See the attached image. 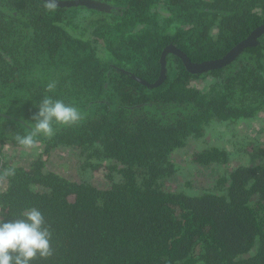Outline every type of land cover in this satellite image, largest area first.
<instances>
[{
  "label": "trees",
  "instance_id": "16d2710c",
  "mask_svg": "<svg viewBox=\"0 0 264 264\" xmlns=\"http://www.w3.org/2000/svg\"><path fill=\"white\" fill-rule=\"evenodd\" d=\"M103 1L110 12L0 0V147L18 145L46 95L83 115L39 138L45 148L29 166L0 151V171L15 169L0 189V217L43 213L54 254L36 264H264V163L237 165L200 192L168 185L173 154L190 137L264 111V33L206 73L171 52L161 83L134 77L156 82L171 43L194 62L222 57L264 24V0ZM207 76L209 86L192 85ZM60 146L79 147L107 186L46 170L43 155ZM193 160L226 164L230 153L210 146Z\"/></svg>",
  "mask_w": 264,
  "mask_h": 264
},
{
  "label": "rangeland",
  "instance_id": "374dc122",
  "mask_svg": "<svg viewBox=\"0 0 264 264\" xmlns=\"http://www.w3.org/2000/svg\"><path fill=\"white\" fill-rule=\"evenodd\" d=\"M104 17V16H102ZM88 18H98L91 14ZM211 77L199 78L192 81V85L201 88L209 86ZM225 147L230 153V160L226 164L202 166L193 160L195 153L210 146ZM45 145L40 143L38 149L25 150L19 145L5 142L0 151L7 162L29 166L42 154ZM47 169H52L72 180L87 179L100 187H105L108 180L103 170H92L84 166V156L79 147L60 146L43 155ZM173 160L178 165L177 173L168 180L171 188L178 185H188L187 191L200 192L211 188L212 183L219 177L226 176L235 166L240 164L264 163V111L256 117L240 121H215L206 128L201 137H190L186 144L173 154ZM7 186V181L0 184V189Z\"/></svg>",
  "mask_w": 264,
  "mask_h": 264
},
{
  "label": "clouds",
  "instance_id": "9594fccd",
  "mask_svg": "<svg viewBox=\"0 0 264 264\" xmlns=\"http://www.w3.org/2000/svg\"><path fill=\"white\" fill-rule=\"evenodd\" d=\"M57 0H48V7L53 8ZM56 83L49 82L46 92H53ZM83 119L81 111L73 104H66L61 99L45 96L38 106V112L32 115L28 131L16 134V143L25 150L38 149L40 139H51L56 134V126L73 127ZM15 176L14 168L0 171V181ZM52 231L47 225L43 213L31 207L5 221L0 217V264H36L47 261L53 256Z\"/></svg>",
  "mask_w": 264,
  "mask_h": 264
},
{
  "label": "water",
  "instance_id": "95a60500",
  "mask_svg": "<svg viewBox=\"0 0 264 264\" xmlns=\"http://www.w3.org/2000/svg\"><path fill=\"white\" fill-rule=\"evenodd\" d=\"M48 1V0H46ZM56 5L60 6H73V5H84L91 9H96L100 11L110 12L113 6L103 0H57ZM264 33V24L255 28L248 37L236 44L232 49H230L225 55L220 58L205 60L201 62L192 61L189 56L179 47L175 46L173 43L169 44L163 51L161 63V74L158 80L154 83H149L148 81L134 76L137 80L145 83L148 86H156L161 83L166 76V58L165 56L169 52L181 57L186 68L194 74L206 73L210 70L223 67L226 64L234 60L246 47L258 44V38Z\"/></svg>",
  "mask_w": 264,
  "mask_h": 264
},
{
  "label": "flooded vegetation",
  "instance_id": "af4514ba",
  "mask_svg": "<svg viewBox=\"0 0 264 264\" xmlns=\"http://www.w3.org/2000/svg\"><path fill=\"white\" fill-rule=\"evenodd\" d=\"M169 53H171V52H169Z\"/></svg>",
  "mask_w": 264,
  "mask_h": 264
}]
</instances>
